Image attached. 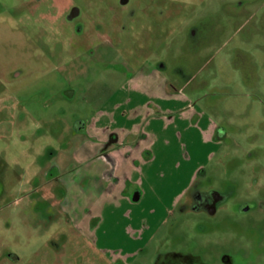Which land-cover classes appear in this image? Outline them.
<instances>
[{
	"label": "rangeland",
	"instance_id": "374dc122",
	"mask_svg": "<svg viewBox=\"0 0 264 264\" xmlns=\"http://www.w3.org/2000/svg\"><path fill=\"white\" fill-rule=\"evenodd\" d=\"M150 68L212 116L218 147L164 219L122 206L96 243L81 180L50 189L51 161L74 117ZM213 190L215 213L192 208ZM0 264H264V0H0Z\"/></svg>",
	"mask_w": 264,
	"mask_h": 264
},
{
	"label": "crops",
	"instance_id": "0c3cea01",
	"mask_svg": "<svg viewBox=\"0 0 264 264\" xmlns=\"http://www.w3.org/2000/svg\"><path fill=\"white\" fill-rule=\"evenodd\" d=\"M59 91L65 97L75 92L69 87ZM112 92L93 115L70 121L63 142L67 146L55 150L57 158L51 161L61 165L62 174L47 181L51 189L58 182H69V187L81 180L83 190L75 196L86 203L80 216L96 243L112 237L109 226L122 206L140 220L149 219V214L164 219L218 147V125L212 116L161 70L135 72ZM61 155L77 165L63 167L68 161ZM110 167L113 189L107 193L104 179ZM52 174L50 169L47 175ZM132 252L124 258L130 260Z\"/></svg>",
	"mask_w": 264,
	"mask_h": 264
},
{
	"label": "flooded vegetation",
	"instance_id": "af4514ba",
	"mask_svg": "<svg viewBox=\"0 0 264 264\" xmlns=\"http://www.w3.org/2000/svg\"><path fill=\"white\" fill-rule=\"evenodd\" d=\"M222 198L223 196L215 190L209 192L207 195L202 194L201 192H196L193 194L192 208L198 209L200 206H203L211 213H215L216 205L222 200Z\"/></svg>",
	"mask_w": 264,
	"mask_h": 264
}]
</instances>
